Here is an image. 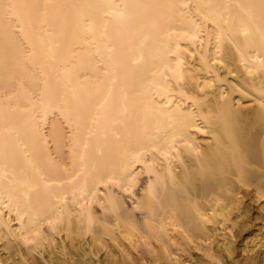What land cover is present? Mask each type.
<instances>
[{
    "label": "bare ground",
    "instance_id": "6f19581e",
    "mask_svg": "<svg viewBox=\"0 0 264 264\" xmlns=\"http://www.w3.org/2000/svg\"><path fill=\"white\" fill-rule=\"evenodd\" d=\"M13 2L55 7L0 40V264H264L261 0Z\"/></svg>",
    "mask_w": 264,
    "mask_h": 264
},
{
    "label": "snow or ice",
    "instance_id": "6c2138e0",
    "mask_svg": "<svg viewBox=\"0 0 264 264\" xmlns=\"http://www.w3.org/2000/svg\"><path fill=\"white\" fill-rule=\"evenodd\" d=\"M49 7H55L53 5L44 4H21L13 2V0H0V40L3 41L4 51H5V64L7 65L9 57L14 64L27 70L28 64L32 63L34 60L35 52L33 47V38L39 39L36 35V31L33 27L34 20L39 16V9L43 8L45 11L44 16H47V9ZM63 7L69 8H93L97 7L95 5H68ZM104 7L111 9L108 12V15H113L120 17L121 19H126L128 16L127 9L129 5H115L109 4ZM133 8H144L151 9L156 12V20L154 21L153 26L160 28L171 19L173 11L179 8H187V4L177 5V4H155V5H133ZM250 8L258 7L260 10L261 18L264 19V0H261L260 4L250 5ZM83 23L88 27V30L91 31V26L88 25L86 17L81 18ZM247 35V32L245 33ZM195 38V37H193ZM178 48V45H177ZM179 63L177 67H179ZM264 64V61H261ZM155 75V74H154ZM162 76L163 73H160ZM179 79V74L177 75ZM152 87L156 88L157 91H166V86L162 83L156 81L151 82ZM203 91V89H201ZM264 94V92H262ZM261 108L264 109V103H261ZM200 131L199 128L196 129ZM37 135H39V128L35 129ZM174 150V148H173ZM144 155V152L140 151L134 155L136 162H141V157ZM165 156L168 155L167 152L164 153ZM135 175L131 176L130 183L134 184ZM118 181L114 177H109L106 180L105 186L108 184H116ZM123 190L127 191V188ZM264 198V197H262ZM58 220H49V225L53 226L58 223ZM36 235H39L37 232ZM31 242V241H30Z\"/></svg>",
    "mask_w": 264,
    "mask_h": 264
},
{
    "label": "rangeland",
    "instance_id": "374dc122",
    "mask_svg": "<svg viewBox=\"0 0 264 264\" xmlns=\"http://www.w3.org/2000/svg\"><path fill=\"white\" fill-rule=\"evenodd\" d=\"M136 192H138V190ZM117 193H119V192H117ZM119 194H120V196H122V198H124L123 200L126 203V207L127 208L129 207V209L132 210L133 209L132 207H133V204H134L133 197H131L130 195H126V194H123V195L121 193H119ZM97 212L100 214V210H97ZM134 215H135L136 219L139 218V220H140L141 214L139 212H134ZM142 253H144V251H142Z\"/></svg>",
    "mask_w": 264,
    "mask_h": 264
}]
</instances>
